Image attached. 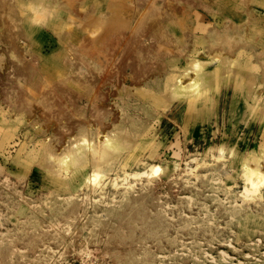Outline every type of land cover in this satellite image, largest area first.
<instances>
[{
  "label": "rangeland",
  "instance_id": "rangeland-1",
  "mask_svg": "<svg viewBox=\"0 0 264 264\" xmlns=\"http://www.w3.org/2000/svg\"><path fill=\"white\" fill-rule=\"evenodd\" d=\"M112 1L118 0H108L104 8L131 10L136 5L135 0L120 6ZM240 57L245 64L246 51ZM255 63L258 82L264 83L263 67ZM212 66L209 62L203 69ZM233 75L222 78L224 83L221 79L190 109L183 101L167 107L170 80L136 84L147 96L127 104L131 113L124 125L129 141L140 149L127 160L132 172L127 177L120 173L113 181L116 171H106L102 192L84 187L80 177L71 178L69 187L56 184L42 165V143L33 148L25 140L27 123H46L52 145L60 152L63 122L49 123L40 108L37 117L28 120L3 104L0 264H264V187L246 191L240 174L244 155L264 147V122L253 114L254 106L264 107V86L257 87L248 103L246 84L234 88L238 76ZM109 81L94 82L95 90L105 98L103 109L114 116L109 129L124 133L120 100L115 90L109 97ZM129 85L134 92L138 89ZM4 87L8 85L0 80V92ZM87 102L77 101L76 108L92 111ZM54 112L58 116L57 109ZM67 121L74 135L93 137L86 127L74 125L78 119ZM210 149L217 156H210ZM261 165L264 168V160Z\"/></svg>",
  "mask_w": 264,
  "mask_h": 264
},
{
  "label": "bare ground",
  "instance_id": "bare-ground-1",
  "mask_svg": "<svg viewBox=\"0 0 264 264\" xmlns=\"http://www.w3.org/2000/svg\"><path fill=\"white\" fill-rule=\"evenodd\" d=\"M100 1L0 0V50L5 51H0V80L8 85L0 92V108L4 110L7 103L12 106L9 112L28 120L43 109L40 116L49 123L52 119L63 122L60 152L52 145L46 123H27L25 140L33 148L42 143V165L56 184L69 187L71 178L80 177L84 187L102 192L106 171H116L113 181L120 173L127 177L132 173L127 160L140 149L138 143L129 141L130 131L124 125L131 113L127 104L147 96L136 84L170 80L167 107L183 101L190 109L217 88L222 78L235 74L238 81L232 86L246 84L245 100L252 102L257 87L264 86L255 73L256 59L264 74V0H135L131 10H107L108 0ZM137 6L145 8L137 10ZM40 14L46 16L40 18ZM242 51L248 56L245 64L241 63ZM209 62L213 66L203 69ZM107 80L112 83L109 97L115 90L120 100L124 133L109 129L114 116L109 108L103 109L105 98L95 90L96 83ZM129 84L138 89L134 92ZM85 99L92 111L76 108V102ZM253 114L264 122V107L254 106ZM69 117L78 119L74 125L86 127L93 137L74 135ZM91 119L97 121L96 127ZM209 153L217 156L211 149ZM263 160L264 147L242 158L240 174L246 191L264 187Z\"/></svg>",
  "mask_w": 264,
  "mask_h": 264
}]
</instances>
